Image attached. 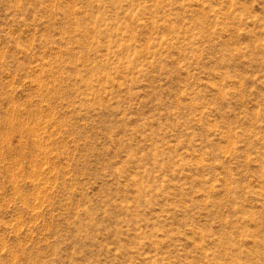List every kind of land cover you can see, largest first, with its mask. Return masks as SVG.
I'll list each match as a JSON object with an SVG mask.
<instances>
[{"label":"rangeland","instance_id":"374dc122","mask_svg":"<svg viewBox=\"0 0 264 264\" xmlns=\"http://www.w3.org/2000/svg\"><path fill=\"white\" fill-rule=\"evenodd\" d=\"M0 264H264V0H0Z\"/></svg>","mask_w":264,"mask_h":264}]
</instances>
